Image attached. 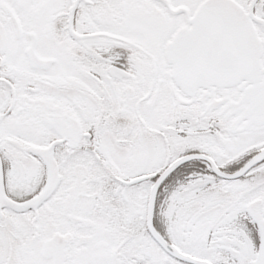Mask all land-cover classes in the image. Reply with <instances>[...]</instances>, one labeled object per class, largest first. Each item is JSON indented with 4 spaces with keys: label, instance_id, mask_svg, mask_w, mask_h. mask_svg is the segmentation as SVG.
Masks as SVG:
<instances>
[{
    "label": "snow or ice",
    "instance_id": "obj_1",
    "mask_svg": "<svg viewBox=\"0 0 264 264\" xmlns=\"http://www.w3.org/2000/svg\"><path fill=\"white\" fill-rule=\"evenodd\" d=\"M0 264H264V0H0Z\"/></svg>",
    "mask_w": 264,
    "mask_h": 264
}]
</instances>
